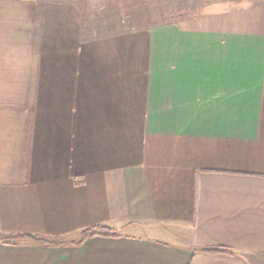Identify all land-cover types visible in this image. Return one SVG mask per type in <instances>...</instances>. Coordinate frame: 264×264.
Returning <instances> with one entry per match:
<instances>
[{"label":"crops","instance_id":"obj_1","mask_svg":"<svg viewBox=\"0 0 264 264\" xmlns=\"http://www.w3.org/2000/svg\"><path fill=\"white\" fill-rule=\"evenodd\" d=\"M206 1L0 0V264H264V0Z\"/></svg>","mask_w":264,"mask_h":264},{"label":"rangeland","instance_id":"obj_2","mask_svg":"<svg viewBox=\"0 0 264 264\" xmlns=\"http://www.w3.org/2000/svg\"><path fill=\"white\" fill-rule=\"evenodd\" d=\"M215 4L206 0H95V11H102L98 12L101 16L92 20L100 33L102 29V32L142 29L203 13ZM220 4L237 6L246 3Z\"/></svg>","mask_w":264,"mask_h":264},{"label":"trees","instance_id":"obj_3","mask_svg":"<svg viewBox=\"0 0 264 264\" xmlns=\"http://www.w3.org/2000/svg\"><path fill=\"white\" fill-rule=\"evenodd\" d=\"M96 235L115 236L116 234L114 232L108 231L104 227H93V228L87 229L83 233L82 239L79 242H77L76 245H79V244L83 243L87 238L92 237V236H96ZM8 238H9L8 236H0V240H8ZM32 238H35V237H32ZM200 251L208 252V253H226V252H228V250L225 248H210V249H202Z\"/></svg>","mask_w":264,"mask_h":264}]
</instances>
